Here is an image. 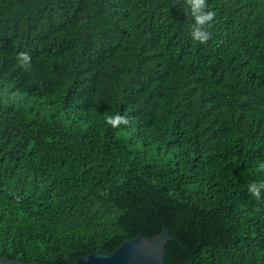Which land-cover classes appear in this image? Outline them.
<instances>
[{
    "label": "trees",
    "instance_id": "trees-1",
    "mask_svg": "<svg viewBox=\"0 0 264 264\" xmlns=\"http://www.w3.org/2000/svg\"><path fill=\"white\" fill-rule=\"evenodd\" d=\"M208 5L201 44L184 0H0V257L264 264V0Z\"/></svg>",
    "mask_w": 264,
    "mask_h": 264
},
{
    "label": "water",
    "instance_id": "water-1",
    "mask_svg": "<svg viewBox=\"0 0 264 264\" xmlns=\"http://www.w3.org/2000/svg\"><path fill=\"white\" fill-rule=\"evenodd\" d=\"M173 236L164 225L160 234L153 237L138 235L124 241L113 253H92L79 258L71 264H164L166 246ZM0 264H43L37 261L22 262L20 259L10 260L0 257Z\"/></svg>",
    "mask_w": 264,
    "mask_h": 264
},
{
    "label": "clouds",
    "instance_id": "clouds-1",
    "mask_svg": "<svg viewBox=\"0 0 264 264\" xmlns=\"http://www.w3.org/2000/svg\"><path fill=\"white\" fill-rule=\"evenodd\" d=\"M188 5V11L193 18L194 23L191 26V37L193 40L205 44L211 39V32L208 30L210 22L215 18V11L209 9L208 0H184ZM19 65L25 70L31 69V56L26 52H20L17 55ZM106 123L114 129H119L122 125L127 126L129 119L125 115L119 113L115 115H107ZM264 191V180L260 182H252L248 185V192L257 200L261 199V193Z\"/></svg>",
    "mask_w": 264,
    "mask_h": 264
}]
</instances>
